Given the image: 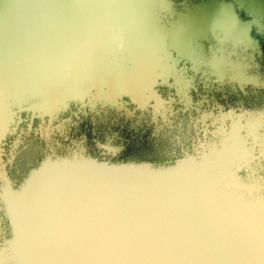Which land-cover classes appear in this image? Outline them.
I'll use <instances>...</instances> for the list:
<instances>
[{"label": "rangeland", "instance_id": "1", "mask_svg": "<svg viewBox=\"0 0 264 264\" xmlns=\"http://www.w3.org/2000/svg\"><path fill=\"white\" fill-rule=\"evenodd\" d=\"M75 25L0 49V264H264V0Z\"/></svg>", "mask_w": 264, "mask_h": 264}, {"label": "crops", "instance_id": "2", "mask_svg": "<svg viewBox=\"0 0 264 264\" xmlns=\"http://www.w3.org/2000/svg\"><path fill=\"white\" fill-rule=\"evenodd\" d=\"M88 3L90 0H0V49L4 50L16 41L23 45H32L40 40L56 44L59 38L65 43L69 42L68 37L73 34L75 22H83L86 19ZM85 4L87 5L84 8ZM78 6H81V9H78L79 15L76 13ZM11 27H14L13 31ZM28 67L29 64H26V72ZM19 192L20 190H17L13 191L12 195H6V198H9L7 213H10L9 217L13 223L12 241L18 240L17 237L21 239Z\"/></svg>", "mask_w": 264, "mask_h": 264}, {"label": "water", "instance_id": "3", "mask_svg": "<svg viewBox=\"0 0 264 264\" xmlns=\"http://www.w3.org/2000/svg\"><path fill=\"white\" fill-rule=\"evenodd\" d=\"M40 167V166H39ZM241 166H238L237 168H235V170L237 171L239 168H240ZM35 169H33L32 171L33 172H35L34 171ZM26 180V179H25ZM26 184V183H25ZM212 185V184H211ZM213 186V185H212ZM178 208V206H174V207H172L171 208V211H173V210H175V209H177ZM59 209V208H58ZM57 211H59V210H57ZM56 211V212H57ZM55 212V213H56ZM169 212V211H168ZM67 222V221H66ZM67 227H68V229H69V231H70V233H71V239H72V237H73V234H74V228L72 227V225H68L67 224ZM146 227H148V225L146 226ZM72 241H73V239H72ZM116 246V244L115 245H113V246H110L109 248H107V249H105L103 252H105L106 253V251H108V250H110V249H112L113 247H115ZM260 246H261V248H263L262 249V252H263V256H264V243L262 242V243H260ZM258 259V256L256 257V260ZM89 261H90V258H88L87 260H86V263L85 264H89ZM263 261H264V259H263ZM79 264H84V262H82V263H79Z\"/></svg>", "mask_w": 264, "mask_h": 264}, {"label": "snow or ice", "instance_id": "4", "mask_svg": "<svg viewBox=\"0 0 264 264\" xmlns=\"http://www.w3.org/2000/svg\"><path fill=\"white\" fill-rule=\"evenodd\" d=\"M114 151H115V149H114Z\"/></svg>", "mask_w": 264, "mask_h": 264}]
</instances>
